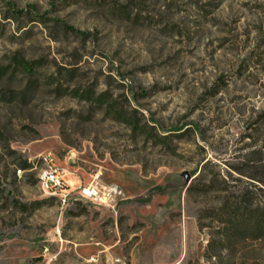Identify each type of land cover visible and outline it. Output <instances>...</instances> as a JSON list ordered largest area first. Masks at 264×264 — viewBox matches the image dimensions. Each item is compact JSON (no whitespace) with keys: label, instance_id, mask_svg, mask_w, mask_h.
I'll return each mask as SVG.
<instances>
[{"label":"rangeland","instance_id":"obj_1","mask_svg":"<svg viewBox=\"0 0 264 264\" xmlns=\"http://www.w3.org/2000/svg\"><path fill=\"white\" fill-rule=\"evenodd\" d=\"M46 151L128 199L63 206ZM254 217L264 0H0V264H264Z\"/></svg>","mask_w":264,"mask_h":264},{"label":"built area","instance_id":"obj_2","mask_svg":"<svg viewBox=\"0 0 264 264\" xmlns=\"http://www.w3.org/2000/svg\"><path fill=\"white\" fill-rule=\"evenodd\" d=\"M39 160L42 163L39 173L41 188L57 196L63 206L69 205L74 200H84L116 212L119 204L128 199L125 190L120 185L104 182L98 176L93 177L88 183L81 182L77 186H72L67 181L66 169L60 165L51 151L40 154Z\"/></svg>","mask_w":264,"mask_h":264},{"label":"trees","instance_id":"obj_3","mask_svg":"<svg viewBox=\"0 0 264 264\" xmlns=\"http://www.w3.org/2000/svg\"><path fill=\"white\" fill-rule=\"evenodd\" d=\"M69 29H72L70 26H66ZM24 66L27 69H30V67L27 65V63L24 64ZM28 163H25V167H28ZM251 213L250 210V206L249 205H245V206H241V212H239V210H235V215H234V224L236 223H243V217L247 216ZM246 220H249V223H253L254 225L252 227H254V229L256 231H260V232H264V219L259 218V217H254V218H246ZM245 220V221H246ZM242 228H237L236 231L241 230ZM235 231V232H236Z\"/></svg>","mask_w":264,"mask_h":264},{"label":"crops","instance_id":"obj_4","mask_svg":"<svg viewBox=\"0 0 264 264\" xmlns=\"http://www.w3.org/2000/svg\"><path fill=\"white\" fill-rule=\"evenodd\" d=\"M69 175H70V177L68 178V180H69V182H70V180H73V179H72V176H73V175H72V173H69Z\"/></svg>","mask_w":264,"mask_h":264},{"label":"bare ground","instance_id":"obj_5","mask_svg":"<svg viewBox=\"0 0 264 264\" xmlns=\"http://www.w3.org/2000/svg\"><path fill=\"white\" fill-rule=\"evenodd\" d=\"M67 173H69V172H67ZM69 181V180H68Z\"/></svg>","mask_w":264,"mask_h":264}]
</instances>
